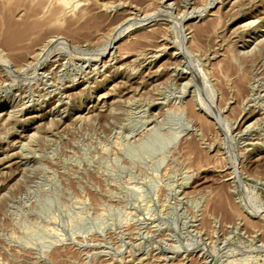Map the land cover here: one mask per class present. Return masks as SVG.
<instances>
[{"label": "rangeland", "instance_id": "rangeland-1", "mask_svg": "<svg viewBox=\"0 0 264 264\" xmlns=\"http://www.w3.org/2000/svg\"><path fill=\"white\" fill-rule=\"evenodd\" d=\"M18 1L0 264H264V0Z\"/></svg>", "mask_w": 264, "mask_h": 264}, {"label": "bare ground", "instance_id": "bare-ground-1", "mask_svg": "<svg viewBox=\"0 0 264 264\" xmlns=\"http://www.w3.org/2000/svg\"><path fill=\"white\" fill-rule=\"evenodd\" d=\"M15 1H16V0H15ZM46 1H47V2H46ZM52 1H53V0H52ZM56 1H57V0H55V2H56ZM68 1H69V0H59V1H57L58 4H56V3L54 2L56 5H55V4H53V5H55V6L59 5V7L57 6L58 9H56L57 7L52 6V9H54V7H55V9L57 10V11H56V10L54 9L55 12L52 10L54 13L51 11V12L53 13V15H52V13H50V14L53 16V17H52V20H53V19H56L57 17L59 18V17L61 16V15L59 14V13H60L59 10H63V9H65L66 7L70 6V1H69V2H68ZM18 2H20V0H19ZM21 2H23V1H21ZM44 2L48 4V0H37L36 4H37V6H41V7H43V5L45 4ZM43 3H44V4H43ZM36 4H35V5H36ZM48 5H50V4H48ZM76 5H77V4H76ZM71 6H73V5L71 4ZM78 6H79V5H78ZM45 7H46V5H45ZM45 7H43L44 9H41V8H40V9H41L42 11H44V10H46V8H48V7H46V8H45ZM38 8H39V7H37V9H38ZM70 8H71V7H69V9H70ZM73 8H74V7H73ZM186 8H187V7H186ZM35 9H36V7H35ZM46 11H47V10H46ZM197 11H198V10H197ZM32 12H33V11H32ZM62 12H64V11H62ZM151 12H152V11H151ZM41 13H42V12H41ZM44 13H45V12H44ZM214 13H215V12H214ZM35 14H36V13H35ZM39 14H40V13H39ZM42 14H43V13H42ZM48 14H49V13H48ZM48 14H47V16H48ZM50 14H49V16H50ZM40 15H41V14H40ZM40 15H39V16H40ZM58 15H59V16H58ZM145 15H146V14H145ZM157 15H158V14H157ZM37 16H38V15H36L35 17H37ZM42 16H43V15H42ZM47 16H46V17H47ZM49 16H48V17H49ZM62 16H63V15H62ZM5 17H6V16H5ZM9 17H10V16H9ZM11 17H12V16H11ZM11 17H10V18H11ZM50 17H51V16H50ZM7 18H8V17H7ZM7 18H6V19H7ZM4 19H5V18H4ZM14 19H15V20H14ZM17 19H18V18H17ZM47 19H48V18H47ZM49 19H50V18H49ZM147 19H148V18H147ZM0 20H1V18H0ZM19 20H20V19H19ZM19 20H16V18L14 17V18H12V19L9 20V22H8V23H9L8 27H7V25H5V26L1 25V24H3V23L5 22L4 20H3V21H4L3 23L0 22V25L3 26V27H5V28L7 27V28H6V30H7L6 33H7L8 35H9V34H14L15 36L18 35V36L21 38L19 44L22 43L21 45H23V43L26 44V41H25V40L27 39V38H26L27 33H26V29H25V32L23 33V31H22V27H21V26H22V25L24 26V24L27 23V22H26L25 20H23V22H25V23L21 22V23H22V25H21V23H20V24L18 23ZM26 20H27V19H26ZM29 20H30V19H29ZM34 20H37V19L34 18ZM34 20H33V21H34ZM39 20H40V19H39ZM41 20H42V19H41ZM43 20H45V19L43 18ZM50 20H51V19H50ZM148 20H149V19H148ZM6 21H8V20H6ZM21 21H22V20H21ZM27 21H28V20H27ZM54 21H55V20H54ZM128 21H129V20H128ZM135 21H136V20H135ZM143 21H144V20H143ZM28 22H31V21H28ZM36 22H37V23H36ZM36 22H34L35 24H33V23L31 22V24H33L34 26H35V25H36V26H37V25L40 26L38 23H41V22H38V20H37ZM148 22H149V21H148ZM150 22H151V21H150ZM45 23H48V22H45ZM142 23H143V22H142ZM145 23H146V22H145ZM4 24H7V23L5 22ZM43 24H44V22H43ZM48 24H49V23H48ZM27 25H28V24H26L25 26H27ZM133 25H134V24H133ZM143 25H144V24H143ZM29 26L31 27L32 25H29ZM29 26H27V28H28ZM20 27H21V28H20ZM40 27H41V26H40ZM43 27H44V26H43ZM120 27H121V26H120ZM128 27H129V26H128ZM5 28H4V29H5ZM23 28H26V27H23ZM130 28H131V26H130ZM0 29H1V28H0ZM4 29L2 28L1 30H4ZM28 29H30V28H28ZM36 29H37V31H38L39 28L37 27ZM40 29H41V28H40ZM124 29H125V28H124ZM124 29H123V30H124ZM126 29H127V30H124V31H128V30H129L128 28H126ZM23 30H24V29H23ZM30 30H31V29H30ZM33 30H35V29L33 28ZM49 30H50V29H49ZM54 30H55V29H54ZM123 30H121V32H122ZM176 30H178V29L176 28ZM28 31H29V30H28ZM28 31H27V32H28ZM35 31H36V30H35ZM37 31L35 32V37L33 36L34 38L32 39V41H33L34 39L37 38V37H36V34H39V32H37ZM179 31H180V30H179ZM1 32H4V31H1ZM21 32H22V33H21ZM31 32H32V31H31ZM33 32H34V31H33ZM25 33H26V34H25ZM29 33H30V32H29ZM119 33H120V32H119ZM124 33H125V32L120 33V35L118 34V36L115 37L114 41L111 42V44H109L110 46H109V47L107 46L108 49L105 50V52H103L102 55H104V54L106 55L109 51H113L114 49H116V45H117V43L119 42L118 40H121V38H122L121 36H122ZM168 33H169V32H168ZM0 34H2V33H0ZM3 34H4V33H3ZM3 34H2V36L5 35V34H4V35H3ZM7 34H6V35H7ZM30 34H33V33H30ZM30 34H29V35H30ZM47 34H48V33H47ZM176 34H177V33H176ZM8 35H7V36H8ZM14 35H13V37H15ZM165 35H166V34H165ZM10 36H11V35H10ZM30 36H31V35H30ZM43 36H44V35H43ZM123 36H124V35H123ZM4 37H5V36H4ZM4 37H3V38H4ZM8 37H9V36H8ZM11 37H12V36H11ZM11 37H10V38H11ZM13 37H12V40H13ZM28 37H29V36H28ZM40 37H41V35H40ZM185 37H186V36H185ZM1 38H2V37H1ZM1 38H0V39H1ZM5 38H6V37H5ZM5 38H4V39H5ZM10 38H9V40H11ZM29 38H30V37H29ZM29 38H28V39H29ZM44 38H46V37H44ZM52 38H53V37H52ZM14 39H16V38H14ZM58 39H59V38H58ZM5 40H6V39H5ZM12 40H11V41H12ZM38 40H39V38H37L36 41H38ZM16 41H17V39H16ZM28 41H29V40H28ZM32 41H31V44L34 43V42H32ZM43 41H44V40H43ZM55 41H56V40H55ZM55 41H54L53 45L50 46V47L47 46V47L44 48V47L42 46V48H43L42 51H43V52H41V54H40V53H39V54L42 56V60H43V62L46 61V60H48V59H49V58L55 53L54 50H55L56 47H59V44H62V45H64V46H66V47H69L66 41H63V42L61 41L60 43L55 42ZM3 42H5V41H3ZM7 42H8V41H6V43H7ZM44 42H45V41H44ZM47 42H48V41H47ZM6 43H5V44H6ZM14 43H15V42L13 41V43H11V44H14ZM39 43L41 44V42H39ZM48 43H49V42H48ZM1 44H2V43H1ZM29 44H30V43H29ZM31 44H30V45H31ZM34 44L36 45V43H34ZM34 44H33V46L31 45V46H32L31 48L34 47ZM50 44H52V43H50ZM179 44H180V42H179ZM6 45H8V43H7ZM14 45H16V44H14ZM38 45H39V44H38ZM38 45H36V46H38ZM41 45H42V44H41ZM47 45H48V44H47ZM2 46H4V45H2ZM12 46H13V45H12ZM18 46H19V45H18ZM24 46H25V45H24ZM24 46H23V47H24ZM27 46H28V45H26V48H28V52H29V51H32L31 48L29 49L30 46H29V47H27ZM36 46H35V47H36ZM39 46H40V45H39ZM44 46H46V45H44ZM179 46H180V45H179ZM8 47L10 48V46H8ZM8 47H7V48H8ZM35 47H34V48H35ZM34 48H33V49H34ZM47 48H49V49L47 50ZM10 49H11V48H10ZM15 49L17 50L18 48L15 47ZM20 49H21V46L19 47V50H20ZM24 49H25V47L23 48V50H24ZM56 49H57V48H56ZM61 49H62V48H61ZM16 50H15V51H16ZM26 50H27V49H26ZM4 51H6V50H4ZM10 51H11V50H10ZM12 51H13V50H12ZM21 51H22V50H21ZM24 51H25V50H24ZM86 51H87V50H86ZM25 52H26V51H25ZM33 52L35 53V52H37V51H33ZM33 52H32V53H33ZM129 52H130V51H129ZM19 53L22 54V52H19ZM34 53H33V54H34ZM16 54H17V53H16ZM24 54H25V55H28V54H26V53H24ZM29 54H31V53H29ZM33 54H31V56H32ZM39 54H38V55H39ZM127 54H128V53H127ZM178 54H179V53H178ZM184 54H185V53H184ZM40 55H39V56H40ZM102 55H99L98 58L102 57ZM131 55H132V54H131ZM16 56H17V55H16ZM33 56H34V55H33ZM73 56H74V55H73ZM10 57H11V56H10ZM14 57H15V56H14ZM19 57H20V56H19ZM19 57H17V58H19ZM22 57H23V56H22ZM3 58H4V57H3ZM12 58H13V57H11V59H12ZM23 58H24V57H23ZM98 58H95V59H98ZM57 59H58V58H57ZM71 59H72V58H71ZM122 59H123V58H122ZM14 60H15V59H14ZM22 60H23V59H22ZM32 60H33V58H32ZM32 60H30L29 62H31ZM23 61H24V60H23ZM39 61H40V60H39ZM147 61H148V60H147ZM18 62H19V61H18ZM24 62H26V61H24ZM13 63H14V62H13ZM19 63H20V62H19ZM26 63H27V62H26ZM153 63H154V62H153ZM31 65H32V64H31ZM39 65L41 66V63H40V62H39ZM105 66H106V65H105ZM11 67H12V66H11V63H10L8 60H0V68H1V69H4V70H6V71H10V70H11ZM189 68H190V67H189ZM24 69H25V68H24ZM22 75H23V74H22ZM204 80H205V79H204ZM191 81H192V80H191ZM202 81H203V80H202ZM206 81H207V79H206ZM13 82H14V81H13ZM198 82H199V81H198ZM206 84H207V83H206ZM209 84H210V82H209ZM204 87L206 88V86H204ZM207 87H208V86H207ZM34 88H35V87H34ZM210 88H211V86L209 87L208 90H210ZM200 89H201V88H200ZM206 89H207V88H206ZM62 92H63V91H62ZM201 92H202V91H201ZM204 92H205V91H204ZM209 93H210V92H208V94H209ZM211 94H212V93H211ZM211 94H210V96H211ZM26 95H27V94H26ZM74 95H75V94H74ZM199 95H200V94H199ZM213 96H214V95H213ZM205 98H206V97H205ZM106 100H107V99H106ZM58 101H59V100H58ZM208 101H209V100H208ZM211 101H212V100H211ZM208 103H210V101H209ZM208 103H207V104H208ZM200 104H201V103H200ZM213 104H214V102H213ZM208 107H210V109L208 108V109H209L208 113H207V111L205 110V111H206V115H207L208 117L212 118V119H213V117L215 116L214 118H216V119L218 120V118H220V117H218L219 115L217 116V112H216L215 110H213V105L208 106ZM211 107H212V108H211ZM205 109H206V108H205ZM19 115H20V113H19ZM217 117H218V118H217ZM216 119H215V120H216ZM219 120H220V119H219ZM220 121H221V120H220ZM58 122H59V121H58ZM214 122H215V121H214ZM221 122H222V121H221ZM221 122H220V125H221ZM217 123H219V121H217ZM7 155H8V154H7ZM16 162H17V161H16ZM16 164H17V163H16Z\"/></svg>", "mask_w": 264, "mask_h": 264}]
</instances>
